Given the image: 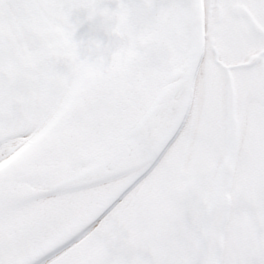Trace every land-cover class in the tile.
I'll return each mask as SVG.
<instances>
[{
    "label": "snow or ice",
    "instance_id": "obj_1",
    "mask_svg": "<svg viewBox=\"0 0 264 264\" xmlns=\"http://www.w3.org/2000/svg\"><path fill=\"white\" fill-rule=\"evenodd\" d=\"M0 264H264V0H0Z\"/></svg>",
    "mask_w": 264,
    "mask_h": 264
}]
</instances>
